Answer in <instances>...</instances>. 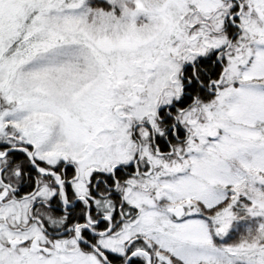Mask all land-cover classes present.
Returning a JSON list of instances; mask_svg holds the SVG:
<instances>
[{"label":"snow or ice","instance_id":"6c2138e0","mask_svg":"<svg viewBox=\"0 0 264 264\" xmlns=\"http://www.w3.org/2000/svg\"><path fill=\"white\" fill-rule=\"evenodd\" d=\"M0 264H264V0H0Z\"/></svg>","mask_w":264,"mask_h":264}]
</instances>
